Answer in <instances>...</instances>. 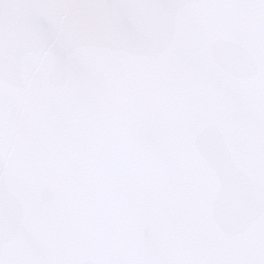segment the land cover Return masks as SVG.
Here are the masks:
<instances>
[{"label": "water", "instance_id": "water-1", "mask_svg": "<svg viewBox=\"0 0 264 264\" xmlns=\"http://www.w3.org/2000/svg\"><path fill=\"white\" fill-rule=\"evenodd\" d=\"M0 264H264V0H0Z\"/></svg>", "mask_w": 264, "mask_h": 264}]
</instances>
